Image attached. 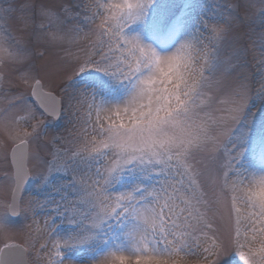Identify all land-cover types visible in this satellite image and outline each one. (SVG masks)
I'll return each mask as SVG.
<instances>
[{"label":"snow or ice","instance_id":"1","mask_svg":"<svg viewBox=\"0 0 264 264\" xmlns=\"http://www.w3.org/2000/svg\"><path fill=\"white\" fill-rule=\"evenodd\" d=\"M0 264H264V0H0Z\"/></svg>","mask_w":264,"mask_h":264},{"label":"rangeland","instance_id":"2","mask_svg":"<svg viewBox=\"0 0 264 264\" xmlns=\"http://www.w3.org/2000/svg\"><path fill=\"white\" fill-rule=\"evenodd\" d=\"M198 2L202 5L208 6V5H211L213 3H223L224 0H198ZM65 227H66V225H65Z\"/></svg>","mask_w":264,"mask_h":264}]
</instances>
